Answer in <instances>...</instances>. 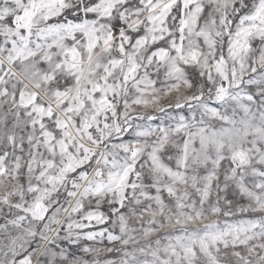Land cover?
Here are the masks:
<instances>
[{
  "label": "snow or ice",
  "instance_id": "obj_1",
  "mask_svg": "<svg viewBox=\"0 0 264 264\" xmlns=\"http://www.w3.org/2000/svg\"><path fill=\"white\" fill-rule=\"evenodd\" d=\"M0 264H264V0H0Z\"/></svg>",
  "mask_w": 264,
  "mask_h": 264
}]
</instances>
